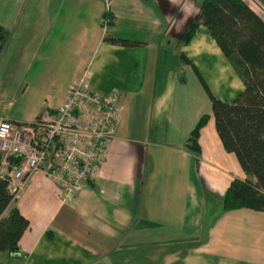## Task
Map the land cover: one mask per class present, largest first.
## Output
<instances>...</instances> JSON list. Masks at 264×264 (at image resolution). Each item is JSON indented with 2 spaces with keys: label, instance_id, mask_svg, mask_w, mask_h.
I'll use <instances>...</instances> for the list:
<instances>
[{
  "label": "crops",
  "instance_id": "1",
  "mask_svg": "<svg viewBox=\"0 0 264 264\" xmlns=\"http://www.w3.org/2000/svg\"><path fill=\"white\" fill-rule=\"evenodd\" d=\"M59 1L70 7L64 17L24 7L0 23L8 32L0 54V105L13 88L26 93L41 81L47 84L45 114L0 119L32 123L51 117L89 69L92 92L106 97L119 91L121 122L95 180L72 201L63 203L42 172L32 175L13 205L29 223L18 243L24 258L0 253V264H264V213L222 208L230 183L247 177L224 151L210 108L197 141L199 155L184 146L205 104L203 98L195 103L188 82L202 88L209 106L199 79L225 103L243 91L204 26L187 45L179 44L203 0ZM244 1L264 21V0ZM42 14L44 23L37 20ZM109 38L137 45H113ZM55 47L80 57L61 88L51 84L53 71L44 67ZM180 54L191 66L181 65ZM191 106L199 108L196 121Z\"/></svg>",
  "mask_w": 264,
  "mask_h": 264
},
{
  "label": "trees",
  "instance_id": "2",
  "mask_svg": "<svg viewBox=\"0 0 264 264\" xmlns=\"http://www.w3.org/2000/svg\"><path fill=\"white\" fill-rule=\"evenodd\" d=\"M112 17L110 13L105 15L107 26L112 24ZM199 26L208 30L243 84L241 94L233 102L225 103L213 98L199 79L209 97L221 145L226 153L235 156L247 177L230 183L222 208L224 211L250 209L264 213V21L244 0H203L181 34L180 46L192 40ZM7 37V30L0 25V54ZM107 41L113 45H137L124 39L109 38ZM180 62L182 66H191L182 54ZM180 79L184 82L183 76ZM209 118L208 114L200 116L190 131L184 143L189 153L199 155V133ZM14 202L7 181L0 180V253L23 259L18 243L29 223L13 206Z\"/></svg>",
  "mask_w": 264,
  "mask_h": 264
},
{
  "label": "built area",
  "instance_id": "3",
  "mask_svg": "<svg viewBox=\"0 0 264 264\" xmlns=\"http://www.w3.org/2000/svg\"><path fill=\"white\" fill-rule=\"evenodd\" d=\"M90 76L83 71L51 117L32 123L0 119V180L7 181L12 201L38 171L59 189L63 203L95 180L117 136L120 93L92 92Z\"/></svg>",
  "mask_w": 264,
  "mask_h": 264
},
{
  "label": "rangeland",
  "instance_id": "4",
  "mask_svg": "<svg viewBox=\"0 0 264 264\" xmlns=\"http://www.w3.org/2000/svg\"><path fill=\"white\" fill-rule=\"evenodd\" d=\"M24 7H26L28 11L37 10L43 13L50 10L60 11L62 17L67 15L66 13L70 8L69 5H66L65 2L59 0H50V1L25 0L23 4H21V0H0V23L5 25L6 21L7 20L9 21V16L11 13H15L19 11L21 8L22 10H25ZM72 8L75 9V7ZM36 15L37 14L35 12V14L32 15L31 17L30 22L35 20ZM37 20L38 22L44 23L47 20V17L46 15L42 14ZM39 30L40 29H38V33H40ZM31 32H34V34L37 33V31H34V29H31ZM11 38L12 36L10 37V39ZM13 43L14 44L16 43L15 40L13 41ZM44 52L47 54V50H45ZM50 53L51 56L49 55L50 57L47 58L44 67L50 68L48 72L53 71V74L55 76L54 81L50 83L52 85L58 84V87L61 88L74 73V70L78 65L77 63H79L80 57L75 56L76 54L73 53L72 49H66L64 47L61 48L55 47L54 49L50 50ZM56 53L61 54V58L55 57L54 55H57ZM1 75L2 74H0V76ZM4 79H6V76L4 77ZM16 82L18 81L16 80ZM9 83H11V81H9ZM14 84H19V83H14ZM46 85L44 86L43 82L41 81L39 84H37L39 89L28 91L26 93L14 92L16 88H13L12 92L9 95V98L5 101V103L0 105V114L2 115V117H5L9 120H17L15 119L16 117L24 119L34 116L36 118L41 113L45 114L46 109H45V105H43V102L46 101L47 103ZM187 86H188L187 91L190 90V92L192 93L191 96L193 97L194 101L202 100V98L204 99L205 104L202 106V108H200V110H201V115L206 113L207 110L210 108V106L206 102L205 93L204 91H202V88L195 82H188ZM196 101L195 103H197ZM200 104L201 101L200 103H197V105ZM190 108H191L189 109L190 116L192 115V118L194 119V121H196L197 119L194 118L193 115L196 114L195 111L199 108L197 106H191ZM26 122L27 121H20V120L17 121V123H26Z\"/></svg>",
  "mask_w": 264,
  "mask_h": 264
}]
</instances>
